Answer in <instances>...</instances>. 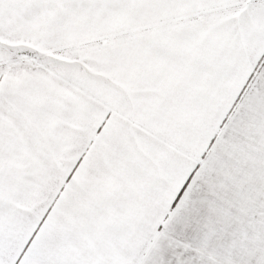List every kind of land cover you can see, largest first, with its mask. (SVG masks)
Listing matches in <instances>:
<instances>
[{
    "label": "snow or ice",
    "instance_id": "1",
    "mask_svg": "<svg viewBox=\"0 0 264 264\" xmlns=\"http://www.w3.org/2000/svg\"><path fill=\"white\" fill-rule=\"evenodd\" d=\"M0 264H264V0H0Z\"/></svg>",
    "mask_w": 264,
    "mask_h": 264
}]
</instances>
